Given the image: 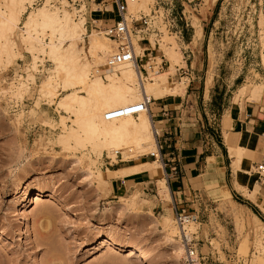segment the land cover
<instances>
[{"label":"rangeland","instance_id":"obj_1","mask_svg":"<svg viewBox=\"0 0 264 264\" xmlns=\"http://www.w3.org/2000/svg\"><path fill=\"white\" fill-rule=\"evenodd\" d=\"M167 2L168 8L173 5V11L162 8L158 12L159 16L153 17L160 34L145 28L136 32L134 26H131L133 43L142 37L151 41L155 39L157 42L153 54L145 49L141 54L138 52V56H143L142 63L156 55L162 56L163 71L170 63L159 47L161 41L168 46H174L182 58L177 64L173 79L182 80L184 90L171 94H183L190 83L200 92L193 97L194 101H198L197 106L190 108L186 117H199L205 122L204 129L207 132L215 131L213 128L218 127L221 117L224 119V126L228 127L229 116L226 112L232 102H246L252 87L264 89V0H217L213 6L212 0ZM155 3L156 0H152L146 8L134 10L128 5V22L132 16L151 15L152 10H155ZM43 5L52 12L59 10L62 13L66 10L75 21L84 20L87 34L83 57L90 63L91 78L100 74L106 82H110L107 73H114L123 67L120 65L117 68L119 64L115 65V68L108 65V59L116 51L117 44L106 31L98 32L105 29L91 26L88 16L91 9L99 8L98 5L92 4L89 7L88 0H65L62 6H57L51 0H35L32 5L27 3L21 24L15 32L9 33L10 38L16 41V52L20 54L12 60L9 55L0 53V264H176L182 255L178 258L173 252L162 225L165 221L174 222L177 229L175 238L179 241L180 228L175 220L174 203L159 195L160 183L158 182V189L156 188L154 193L161 208H153L154 204L150 198L154 196L145 197L138 190L116 196L111 193V179L117 177L111 169L155 159L160 160L157 163L161 166V156L156 158L151 155L156 149L150 148V154L126 161L123 160L124 154L121 152L114 158L110 154V147L99 148L92 142L88 143L89 132H81L84 139L80 142L84 144H81L79 139L69 143L59 141L62 133H68L73 126L78 125L70 118L72 114L58 107L61 96L66 93L63 90L67 76L65 71L62 70L56 75L60 93L53 102L40 92L42 83L48 80L56 69V59L53 60L54 54L50 55L51 51L46 44L58 40V29L54 32V28L50 25L48 27L47 24L44 28H38L39 32L46 31L43 35L38 31V34H34L44 42L43 50L38 48V44V47L34 46L37 49L32 50L30 46L35 45L32 44L33 41L29 45V41L20 39L25 32V21L29 12H35ZM168 19L174 20L170 28L165 23ZM198 20L205 30L201 59L195 57L189 44L195 33V22ZM139 27L143 26L139 24ZM93 30L111 39L109 55L104 57L102 51L96 54L94 51V54L88 51V34L94 32ZM182 37H185L184 44L180 42ZM182 46L185 53L182 52ZM134 47L136 49L135 43ZM97 56L103 59L102 62L96 61ZM105 60L109 68L113 67L112 70H108V66L106 69ZM104 66L105 69H102ZM252 104L264 113V105L261 102ZM63 121L67 125L65 129ZM155 129L160 130L159 123H155ZM156 137L158 141V136ZM224 137L230 156L229 140L235 136L225 131ZM246 145L251 149L249 144ZM134 151L136 150L129 153L133 155ZM230 158L236 188L251 199L254 179L259 185V191L261 182L260 174L252 163H260L262 159L257 156L250 157L245 170L240 169L242 171L237 177L232 166V157ZM237 178L241 181L239 188L236 185ZM26 187L31 188L33 200L36 198V190L40 188L44 189L46 196L23 207ZM50 191L62 197L71 208L64 212L58 206V198L50 197ZM163 199L167 201L170 214H167ZM220 205L215 214L218 217H214L210 225L199 218L186 226L188 233H196L195 236L199 238L202 230L207 233L209 228L216 226V234L213 235L215 237L227 232L231 227L235 228L239 238L236 240V247L241 259L238 264H264V229L253 219L256 213L235 203L223 202ZM200 206L197 204V212L201 211ZM41 211L44 213L38 215ZM73 211L78 215L73 216ZM99 222L105 223L104 229L96 227ZM39 231L47 240L46 245L38 243ZM106 236H113L128 245H141L146 250L153 251L155 258L144 261L131 255L128 246L119 250L114 246L101 245V238ZM211 242L222 254L219 239L212 238Z\"/></svg>","mask_w":264,"mask_h":264},{"label":"bare ground","instance_id":"obj_2","mask_svg":"<svg viewBox=\"0 0 264 264\" xmlns=\"http://www.w3.org/2000/svg\"><path fill=\"white\" fill-rule=\"evenodd\" d=\"M34 1L35 0H0V53L2 52L9 55L12 60L17 58V55L20 53L18 51L16 52V41L10 38L9 33L16 31L19 24H21V18L26 11L27 3L32 5ZM127 1L129 7L133 8V10L141 7L142 9L143 7L146 8L149 3L152 2V0ZM216 1L217 0H212L211 5L213 6ZM47 8L48 7L43 5V7L39 8L37 11L29 12L25 21V32L22 33L20 39H22L21 41H29V45H31L30 43L33 41L32 44L35 43V45L33 44L30 46L32 50L37 49V44L40 46L38 48L43 50L45 44H42L44 42L42 43V41L34 35L37 33L38 28L40 26L44 28V26H46L45 24H47V26L50 25V27L52 26L54 28V32L58 29V40H53L51 43L46 44L49 47V51H51V53L49 52L50 55L54 54L53 60L55 58V62H57V64H55L56 69L54 70V74L42 83L40 92L53 102L60 93L56 75H59L62 70L65 71L67 76L65 78L63 90H65L66 93L61 96L58 107L72 114L70 118L78 125L77 127L73 126L70 131H67L68 133H62L59 141L61 143H69L71 140L75 139L78 141L79 139L80 142L84 139L81 132H89L87 139L90 140L88 143L92 142L95 147L99 148L110 147L112 149L110 154H112L114 158H116L118 152H121L124 154L123 160L129 161L133 158L137 159L140 156L150 154V148L157 150L151 152V155L158 158L157 156H160L159 146L149 111L126 114L125 109L146 100V96L148 98L151 96L153 98H162L168 94L184 90V82L182 80L174 81L173 79L177 70V64L178 62L180 63L182 58H180L181 53L177 51L174 46H168L161 41L162 44L159 47L163 50L164 55L170 63L163 71L161 70L162 56L156 55L154 58H148L140 66H138L135 60L119 64L117 68H119L120 65L123 66L121 70L118 69L121 71L120 75L118 73L119 71H115L114 73L111 71L113 74H111V72L107 73V76L111 79L110 82H106L100 74L91 78L90 63L83 57V51L85 50V35L87 34L84 20L80 19L79 21H75L66 10H63L64 12L62 11L61 13L59 10H53L54 12H52ZM93 31L94 32L88 34L90 38L88 51H94L95 54L96 52L102 51L101 53L103 54L104 52V57L107 56L106 54L111 51V39L98 34V32L102 33L106 30H99L98 32L97 30ZM39 33H46V31L44 30L43 32L42 30ZM204 35V27L200 20H198L195 22V33L190 42L191 49L197 59L202 58ZM167 38L170 37L167 36ZM172 39L174 44V38ZM163 41L168 42L169 40ZM150 42H152V49H155L157 44L155 39L154 41L150 40ZM26 43L27 42H25V44ZM134 43L136 46L135 54L137 53L136 55H138V52L140 54L141 52L143 53L142 50H145V48L142 47L138 41L134 40ZM92 56L95 57L94 55ZM99 58L101 60V57L97 56L96 61L102 62L103 59L100 61L98 60ZM152 59L156 60L152 61ZM182 61L184 63L186 62L185 60ZM104 63L107 69L109 64L107 65L106 60ZM100 67H103V65H100ZM113 67L109 68L108 66V70H112ZM102 69H105V66ZM23 90H25V88ZM249 90V94L247 95L248 100L257 103L261 102L264 105V89L252 87V89ZM62 118H64L63 115ZM63 125L65 129L67 125L64 121ZM258 140L259 135L247 128L238 135L236 140L235 137L234 139L230 137V156L232 157V166L237 177H239L240 172L246 168V160L250 157L258 156L257 151H255ZM80 143L84 144L82 142ZM234 143H236V145ZM246 144H249L251 149L247 147ZM134 149L136 151L131 155L132 153L130 154L129 152H132ZM159 161L160 160L156 159L152 162L136 163L134 166H129L124 169L121 168V170L118 171L116 170L115 173L117 175L126 176L148 168L158 167L157 162ZM240 169L242 170L240 171ZM159 183L160 197L172 201L171 190L166 178L160 179ZM236 185L238 188L241 186L240 178H237ZM245 187L243 189H245ZM246 188H248V186ZM15 192L16 194L18 193L17 191ZM30 192L31 188L26 187L24 190L26 198L23 207L30 204V202L41 200L46 196L44 189L40 188L36 190V198L33 200L31 199L32 193L30 194ZM134 196L136 197V195ZM50 197L58 198L56 199L58 206L61 207L64 212L71 208V206L62 197L57 196L55 192L50 191ZM258 204L260 209L264 212V197ZM43 213L42 211L38 212V215ZM72 213L73 216L78 215L75 211ZM253 219L260 228L264 229L263 220L256 214H254ZM173 223H171V221H165L162 226L163 231L166 233L165 237H167L169 241V246L179 258V256L183 255L185 249L182 241L175 238L177 229ZM104 224L105 223L99 222L96 227L104 229ZM37 234L38 243L46 245L47 240L42 235V232L39 231ZM101 240V245L114 246L119 250L128 246L130 247V254L137 256V258L141 260L151 261L155 258L153 251H148L141 245H128L127 243L118 241L113 236L102 237Z\"/></svg>","mask_w":264,"mask_h":264},{"label":"crops","instance_id":"obj_3","mask_svg":"<svg viewBox=\"0 0 264 264\" xmlns=\"http://www.w3.org/2000/svg\"><path fill=\"white\" fill-rule=\"evenodd\" d=\"M117 1L122 0H88L89 7L92 4L99 6V8L90 10L88 18L91 26H95L97 29L111 27L119 16ZM182 38L180 42L184 44L185 37ZM182 48L184 49V46ZM183 49L182 52L185 53L186 51ZM197 93H200L197 91V87L190 83L183 94L151 98L149 114L155 135V123L160 124V130H157L159 133L157 142L160 146L162 165L126 176L117 175V177H113L111 179L112 196L138 190L145 197L154 196L150 198L154 204L153 208H161L154 192L156 188L158 189L159 180L165 176L164 178H166L171 190L173 199L171 202L174 203V211L176 208L177 210L184 209L189 213H195L199 218L205 220L207 225H210L212 219L218 217L215 214L221 206L220 204L230 202L239 207L246 206V209L256 213L264 221V212L258 204L264 197V182H260L259 191V185L254 179V192L250 194V198L255 200L256 203L236 188L228 145L224 137V132L227 131L233 134L236 140L244 128L252 130L259 135L255 147V151L258 153L257 157L264 161V113L260 112L258 106L252 104L251 101L247 100L244 103L232 102L226 112V115L229 116V126H224V119L221 117L218 127L213 126L215 131L210 130L207 132L204 129L205 122L200 120L199 117H186L190 108H195L198 103L197 100H193ZM203 94H205V90ZM248 159L246 165L249 163ZM256 163L254 161L252 166L255 167ZM134 165L136 164L110 169L115 172L121 170V168L124 169ZM163 202L165 205L167 204L164 199ZM197 204L201 205L200 212H197ZM166 210L167 214H170L167 205ZM216 228V226L209 228L207 233L202 230L199 233V238H197L199 240L198 251L203 259L202 264H238L241 262L236 247V240L239 239L236 229L231 227L227 232L217 234L214 237ZM212 238L219 239L223 257L212 244Z\"/></svg>","mask_w":264,"mask_h":264},{"label":"built area","instance_id":"obj_4","mask_svg":"<svg viewBox=\"0 0 264 264\" xmlns=\"http://www.w3.org/2000/svg\"><path fill=\"white\" fill-rule=\"evenodd\" d=\"M46 0H44L45 2ZM70 1V0H68ZM170 0H156L155 3V10H152V14H141L139 17H131V21L128 22V16L129 15V9H128V3L127 0L117 1V13H118V20L113 23V25L106 30L107 34L110 36L112 40H114L117 44L116 51L112 54V56L108 59L109 65H118L130 61H136L138 66L142 65L143 56H138L135 54V47L134 43L132 41V35L131 32L134 29L136 32L143 31V28L147 31H153L156 32V34H160L159 28H157V25L154 23L153 17L159 16V10L162 8L166 10H172L173 11V5H171L170 8H168V2ZM52 3L56 4L58 6H62L65 0H51ZM71 2H74V0H71ZM80 2V1H79ZM172 22L174 20L168 19L165 20L166 26L168 28L172 27ZM139 24L143 27H139ZM131 26H134L133 29ZM139 44L143 46V44H146L143 46L147 51H151L150 54H152L153 50L151 42L149 38L142 37L139 40ZM150 102L151 98H148L146 96V100L142 101L139 104H134L125 109V113H140L143 111H149L150 110ZM158 131L156 130V136H158ZM159 145V143H158ZM160 150V146H159ZM154 156V155H153ZM255 169L260 174V179L262 182H264V161L260 163L255 164ZM175 216L176 221L178 223V226L180 228V238L182 243L184 244V253L181 256V258L178 260L176 264H202V257L199 254L198 251V240L195 236L196 233H193L190 235L186 229V226L193 221H198L199 216H197L195 213H189L186 210H177L175 208Z\"/></svg>","mask_w":264,"mask_h":264},{"label":"snow or ice","instance_id":"obj_5","mask_svg":"<svg viewBox=\"0 0 264 264\" xmlns=\"http://www.w3.org/2000/svg\"><path fill=\"white\" fill-rule=\"evenodd\" d=\"M9 76L11 75V73L8 74Z\"/></svg>","mask_w":264,"mask_h":264}]
</instances>
